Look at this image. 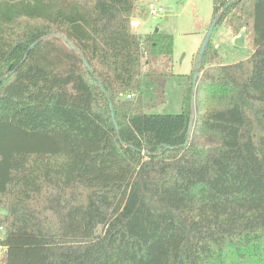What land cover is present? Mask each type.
<instances>
[{
	"label": "trees",
	"instance_id": "1",
	"mask_svg": "<svg viewBox=\"0 0 264 264\" xmlns=\"http://www.w3.org/2000/svg\"><path fill=\"white\" fill-rule=\"evenodd\" d=\"M137 3L0 0V264H264V0H213L250 55L209 42L176 115Z\"/></svg>",
	"mask_w": 264,
	"mask_h": 264
},
{
	"label": "rangeland",
	"instance_id": "2",
	"mask_svg": "<svg viewBox=\"0 0 264 264\" xmlns=\"http://www.w3.org/2000/svg\"><path fill=\"white\" fill-rule=\"evenodd\" d=\"M137 2L142 3L140 0ZM160 4L164 12L155 19L151 18L144 8L135 10L137 25L134 31L145 36L157 29L173 37V57L170 63L173 76L166 80L165 100L146 112L154 115H176L182 111L184 84L189 79L185 76L191 72L199 48L212 22L213 0H160ZM240 34V38L230 42L233 37L232 32L224 23L216 25L210 42L214 47L215 44L218 45V48L215 47L218 49V63L230 64L250 55L244 33ZM140 92L145 102L152 98L151 87L142 86ZM133 98L134 96H131V99ZM0 237H2L1 232Z\"/></svg>",
	"mask_w": 264,
	"mask_h": 264
},
{
	"label": "water",
	"instance_id": "3",
	"mask_svg": "<svg viewBox=\"0 0 264 264\" xmlns=\"http://www.w3.org/2000/svg\"><path fill=\"white\" fill-rule=\"evenodd\" d=\"M217 21H218V16H215L212 19V22H211V24H210V26H209L206 34H205V37H204V39L202 41V44H201V46L199 48L198 55H197V60H196V63H195L194 73H193V79H192V85L193 86L196 85V81H197V78H198V75H199L198 66H199L200 62L202 61V59H203V55H204V53L206 51V48H207V46H208V44L210 42V38H211L212 32H213V30H214V28H215V26L217 24ZM155 31H157V29ZM35 44L36 43H34L33 45H35ZM84 65L86 67H88L87 63L85 61H84ZM110 109L112 111L111 107H110ZM111 117H112L113 122H115V118H114L113 114L111 115ZM114 126H115V129H117V124H114ZM191 126H192V122L190 123V127L189 128H191ZM186 144H187V142H186Z\"/></svg>",
	"mask_w": 264,
	"mask_h": 264
},
{
	"label": "built area",
	"instance_id": "4",
	"mask_svg": "<svg viewBox=\"0 0 264 264\" xmlns=\"http://www.w3.org/2000/svg\"><path fill=\"white\" fill-rule=\"evenodd\" d=\"M142 3H139V5H142L146 13L153 19L159 17L163 12L164 8L160 4V0H140ZM244 30V29H243ZM241 34L233 35V37L230 39V42H232L235 38H240ZM126 98H131L130 95H127ZM3 228L0 227V232L2 233ZM1 239V237H0ZM5 249L3 247H0V257L4 253Z\"/></svg>",
	"mask_w": 264,
	"mask_h": 264
},
{
	"label": "crops",
	"instance_id": "5",
	"mask_svg": "<svg viewBox=\"0 0 264 264\" xmlns=\"http://www.w3.org/2000/svg\"><path fill=\"white\" fill-rule=\"evenodd\" d=\"M137 8L140 10L141 8H143L142 7V5H139L138 3H137ZM136 8V9H137ZM139 10H138V12H139ZM131 25H132V28H133V30H134V27H136V25H137V22H136V17L135 16H133V18H132V22H131ZM138 33V32H137ZM139 34V33H138ZM215 47L216 48H218V45H216L215 44ZM220 55V54H219ZM221 56V55H220ZM237 62V61H236ZM225 64V63H224Z\"/></svg>",
	"mask_w": 264,
	"mask_h": 264
}]
</instances>
